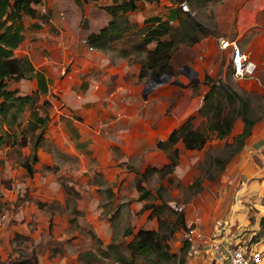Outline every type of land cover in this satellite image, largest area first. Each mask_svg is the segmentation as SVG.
<instances>
[{
    "label": "rangeland",
    "instance_id": "374dc122",
    "mask_svg": "<svg viewBox=\"0 0 264 264\" xmlns=\"http://www.w3.org/2000/svg\"><path fill=\"white\" fill-rule=\"evenodd\" d=\"M98 2L91 0L95 7ZM202 13L197 10V15L193 14L201 23ZM109 45L114 53L130 51L138 58L145 50L140 29L130 26H126L120 39ZM223 62L221 76L210 75L214 80L221 79L219 89H225L227 84L232 86L248 98V114L263 117L264 66H256L251 76L236 79L227 61ZM141 75L147 98L174 80L173 75H154L145 69ZM253 76L260 78L261 84ZM250 78L255 80L254 84L246 82ZM203 83L209 85L205 80ZM201 91V85L195 83L190 101L196 112L189 115L192 126L185 132L187 135L206 120L201 111L205 92ZM179 98L169 104L168 114L173 108V114H177L184 107V101L178 105ZM62 103L58 96H39L25 105L16 125L9 129L0 125L5 136L0 146V264L21 261L24 257L19 253H27L28 259H32L33 250L37 254L36 264H123L115 258L114 251L104 255L97 246L106 249L113 242L115 249L129 256L127 242L140 228L158 230L170 254L158 257L157 264H179L185 226L178 223L179 215L170 202L184 205L185 217L191 218L219 209L214 200L219 195L222 171L213 159L214 156L225 158L237 147L233 137L242 131L241 117L235 118L225 138L213 135L202 148L188 149L180 138L175 144L177 164L169 171L163 168L168 163L169 150L159 148L152 141L166 134V127H156V133L149 130L144 116L139 112L134 114L132 107L131 116L106 133L97 129L94 115L74 108L61 112ZM157 106L159 110L161 103L156 102ZM45 113L48 119L44 124L40 118ZM84 118L94 123L93 127ZM122 123L129 128H123ZM226 142L230 145L225 146ZM34 143H37L35 150ZM147 167H150L147 177L140 182L150 194L141 197L137 171L144 172ZM16 232L29 238L12 241ZM254 235L257 238L251 242L253 248L264 258V234L258 230ZM91 255L94 259L89 260ZM143 263L139 260V264ZM186 264H191L187 255ZM198 264H203V260H198Z\"/></svg>",
    "mask_w": 264,
    "mask_h": 264
},
{
    "label": "crops",
    "instance_id": "0c3cea01",
    "mask_svg": "<svg viewBox=\"0 0 264 264\" xmlns=\"http://www.w3.org/2000/svg\"><path fill=\"white\" fill-rule=\"evenodd\" d=\"M178 1L136 0V7L127 10L124 17L128 26L140 29L142 37L155 36L159 21L169 19L170 24H178V18L171 17L174 9L179 10ZM113 3L114 0H99L95 7L91 0H33V10L22 14L23 37L15 49L16 57L22 59V76L7 78V88L17 95H31L30 104L39 96H58L63 100L61 112L74 108L94 115L97 129L106 133L119 121L130 117L133 107L134 114L139 112L144 116L149 130L156 133V127H166V134L152 138L157 142L166 138L182 120L195 114V106L190 101L194 84L201 85V93L206 92L209 87L203 83L206 74L224 72L223 61L231 68V49H221L219 37L234 38L257 67L264 66V0H189V12L195 15L197 10L203 12L199 19L207 34L194 44L178 46L170 58L174 80L154 90L152 97L147 98L145 82L141 81L140 57L155 47L156 38L151 37L144 45L139 58L130 51L114 53L110 45L100 48L93 44L94 48L90 49L82 42L84 37L107 25L111 16L104 7ZM92 12L99 15L94 17ZM160 38L166 39L168 34L165 32ZM253 78L261 84L260 78ZM253 78L246 82L254 84ZM177 96H180L178 105L181 101L186 104L177 114H173L175 108L168 114L169 104ZM156 102L161 103L159 110ZM45 115L44 124L48 119V114ZM85 121L93 127L94 123ZM122 126L129 128L128 124L122 123ZM158 152L161 153L160 149ZM263 160L264 116L254 122L241 148L222 170L219 195L214 200L219 209L199 215L198 225L202 231H210V220L215 217L228 221L221 236L226 241L238 240L242 231L250 237L259 230L264 215ZM190 218L185 217L186 221ZM188 259L191 264L202 260L197 256ZM257 264H264V258Z\"/></svg>",
    "mask_w": 264,
    "mask_h": 264
},
{
    "label": "trees",
    "instance_id": "16d2710c",
    "mask_svg": "<svg viewBox=\"0 0 264 264\" xmlns=\"http://www.w3.org/2000/svg\"><path fill=\"white\" fill-rule=\"evenodd\" d=\"M33 0H0V125L7 126L9 129L16 122L21 120L20 114L24 111L25 105L30 104L31 95H17L14 90L8 89L6 86L7 78L18 79L22 76V63L16 57L15 49L22 40V14L24 12H31ZM79 1V0H77ZM153 1V0H148ZM136 7V0H114L113 4L106 5L104 9L110 14L111 18L106 26L100 29L97 33L90 34L86 39L90 45H97L104 48L115 39H120L124 30L128 26L124 13L127 10ZM171 17L178 18L176 26L170 24L169 19L158 22V29L156 35L142 37V43L145 45L150 39L156 38V45L153 49L148 50L145 56L141 59L142 67L145 70H150L156 75L167 73L173 75L174 71L170 64V58L173 52L180 44H194L199 41L202 36L207 34V30L201 22H199L194 15L189 11H183L179 8L174 9ZM170 27V32L167 28ZM168 34V38L161 39L163 33ZM154 36V37H153ZM145 48V46H144ZM204 80L209 83L207 91L203 95L202 113L206 116L205 123L191 132L185 134L191 129V116H189L183 123L174 127L164 139H159L156 145L159 148L168 149V163L163 168L169 171L173 170L178 160V148L175 146L176 142L181 138L184 145L188 149H199L204 147L207 140L213 135L217 138H225L232 129L235 118L240 116L244 122L242 131L233 137V142L237 143V147L225 158L214 156L213 163L217 165L219 171H222L228 160L241 148L244 139L250 134L252 125L259 117H251L248 114V98L237 92L232 86L225 85V89H219L220 80H214L208 74L205 75ZM47 115H42L40 120L44 121ZM261 118V117H260ZM5 142V136L0 132V146ZM228 142L225 146H229ZM37 143L33 144L35 150ZM34 154V158H35ZM147 167L144 172L137 171L138 181L137 188L140 191V196L144 197L150 194L148 189H145L140 180L147 177L150 170ZM264 204V195H263ZM178 223L183 225L186 229L184 212H178ZM264 234V215L260 220L259 233ZM21 232H16L13 240L27 238ZM29 238V237H28ZM256 235H252L248 244L251 245L253 240H256ZM191 244L184 240L182 253L179 258V264H186V255ZM129 256L125 253L115 249V244L110 242L106 245V249H102L100 245L97 249L102 251L104 255L112 250L115 253V258L123 264H139V260L144 261L143 264H157L158 257L164 258L170 254L165 247L162 238L159 236L158 230L140 228L135 232L133 238L127 242L126 245ZM24 258L15 264H36L37 254L33 250L32 259H28L27 253H19ZM94 259L91 255L89 260Z\"/></svg>",
    "mask_w": 264,
    "mask_h": 264
},
{
    "label": "built area",
    "instance_id": "2783aa9c",
    "mask_svg": "<svg viewBox=\"0 0 264 264\" xmlns=\"http://www.w3.org/2000/svg\"><path fill=\"white\" fill-rule=\"evenodd\" d=\"M178 6L183 11L190 10L189 0H179ZM82 42L90 49L94 48L85 37ZM218 43L221 49H231L230 64L235 77L253 75L256 64L234 38L221 36ZM262 162L264 163V160ZM170 205L177 213L184 212V205H177L175 202H170ZM200 221L199 215L186 221L184 240L191 244L187 253L188 258L201 257L203 264H257L263 259L261 252L254 249L252 244H248L252 235L246 238L244 235L246 232L242 231L238 240L226 241L221 238L228 222L225 218L215 217L210 220L211 229L208 233L199 228Z\"/></svg>",
    "mask_w": 264,
    "mask_h": 264
},
{
    "label": "water",
    "instance_id": "95a60500",
    "mask_svg": "<svg viewBox=\"0 0 264 264\" xmlns=\"http://www.w3.org/2000/svg\"><path fill=\"white\" fill-rule=\"evenodd\" d=\"M155 75V73H153ZM196 80V79H195Z\"/></svg>",
    "mask_w": 264,
    "mask_h": 264
},
{
    "label": "clouds",
    "instance_id": "9594fccd",
    "mask_svg": "<svg viewBox=\"0 0 264 264\" xmlns=\"http://www.w3.org/2000/svg\"><path fill=\"white\" fill-rule=\"evenodd\" d=\"M180 8V7H179Z\"/></svg>",
    "mask_w": 264,
    "mask_h": 264
}]
</instances>
